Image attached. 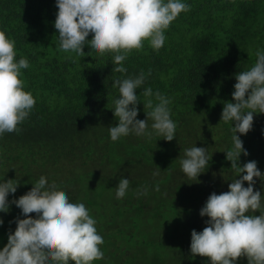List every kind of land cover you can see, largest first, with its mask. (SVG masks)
<instances>
[{"label":"trees","instance_id":"trees-1","mask_svg":"<svg viewBox=\"0 0 264 264\" xmlns=\"http://www.w3.org/2000/svg\"><path fill=\"white\" fill-rule=\"evenodd\" d=\"M183 2L190 10L165 30L163 47L155 50L145 40L123 61L127 72L117 73L113 54L100 55L90 44L84 56L60 50L56 0H0V30L15 41L16 59L29 61L21 79L36 100L18 132L0 135V181L20 180L9 201L44 176L70 202L83 203L97 217L104 240L99 246L104 257L92 264H210L190 253L191 231L207 226L208 217L199 212L208 196L228 191L240 178L224 153L233 146L234 122L221 120V113L225 102H234L235 75L254 66L257 50L264 51V0ZM141 72L145 80L136 89V119L145 120L151 111L143 107L144 89L159 91L171 101L170 117L177 125L172 141L155 134L150 117V137L130 133L110 139L109 127L118 123L113 110L119 88L113 83ZM236 135L248 152L241 154L239 166L256 161L264 173V113H254L252 129ZM193 146L207 148L211 156L196 181L180 164ZM121 178L129 179L133 192L117 199ZM254 179L264 204V181ZM145 188L147 195H139ZM17 218L25 217L15 204L0 212V250ZM236 264H248L247 258Z\"/></svg>","mask_w":264,"mask_h":264},{"label":"clouds","instance_id":"clouds-1","mask_svg":"<svg viewBox=\"0 0 264 264\" xmlns=\"http://www.w3.org/2000/svg\"><path fill=\"white\" fill-rule=\"evenodd\" d=\"M56 6L54 27L60 50L84 56L83 48L90 44L100 55L113 54L118 65L113 71L117 73L127 72L123 61L132 50H141L145 40L155 50L163 47L165 30L180 13L190 10L183 0H56ZM90 33L92 39L87 40ZM16 56L15 41L0 30V135L18 132V125L28 118L36 104L33 95L24 90L21 79V70L29 68V61L17 60ZM256 56L254 66L235 75L234 102H225L221 113V120L234 122L233 146L224 153L240 178L228 184V191L208 196L199 212L201 217H208L207 226L199 233L191 231L190 253L193 257H207L210 264H236L240 257H246L248 264H264V204L261 191L253 188L254 178L264 181V173L257 168L256 161L239 166L241 154L247 156L248 152L236 135L252 129L254 113H264V51L257 50ZM144 80L141 72L135 78L114 81L119 98L115 99L113 110L118 123L109 127L113 142L130 133L150 137L148 117L156 135L165 141L175 138L177 125L168 107L171 101L159 91L144 89L147 99L143 107L151 111L145 114V120L136 119V105L140 102L136 89ZM153 96L158 101L155 105ZM184 156L180 160L182 172L196 181L209 166L211 156L207 148L195 146L186 149ZM153 175H159V171ZM19 185L20 180L16 179L0 181V212L7 213L11 203L25 217L16 219L15 231L0 250V264H92L103 259L99 247L104 243L103 237L83 203L70 202L66 192L44 176L26 194L9 201V194H14ZM129 187V179L121 178L116 198L125 197ZM138 194L147 195V188ZM257 211L260 214L253 215ZM32 213L36 218L29 215Z\"/></svg>","mask_w":264,"mask_h":264},{"label":"rangeland","instance_id":"rangeland-1","mask_svg":"<svg viewBox=\"0 0 264 264\" xmlns=\"http://www.w3.org/2000/svg\"><path fill=\"white\" fill-rule=\"evenodd\" d=\"M128 192H133V190L131 189V187H129V190H128ZM93 219H95L96 221H98V219H97V217L96 216H94V215H90ZM195 231H197V230H195ZM198 232V231H197Z\"/></svg>","mask_w":264,"mask_h":264}]
</instances>
